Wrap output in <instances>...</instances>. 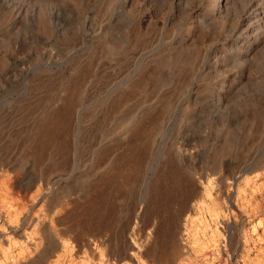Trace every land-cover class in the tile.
<instances>
[{
	"label": "rangeland",
	"instance_id": "obj_1",
	"mask_svg": "<svg viewBox=\"0 0 264 264\" xmlns=\"http://www.w3.org/2000/svg\"><path fill=\"white\" fill-rule=\"evenodd\" d=\"M226 2L0 0V264H264V0Z\"/></svg>",
	"mask_w": 264,
	"mask_h": 264
},
{
	"label": "bare ground",
	"instance_id": "obj_2",
	"mask_svg": "<svg viewBox=\"0 0 264 264\" xmlns=\"http://www.w3.org/2000/svg\"><path fill=\"white\" fill-rule=\"evenodd\" d=\"M221 2H226V5L228 4V1L229 0H215V2H217V4L219 5V3ZM215 6H216V3H215ZM228 6V5H227ZM255 8V7H254ZM252 5H247V7L240 13L238 14H235L233 19H232V27L230 29V32L232 34H239V36H246L247 38L250 37L251 35L257 33L260 29V25H261V22L256 19V17L258 16V12L259 10H257L256 8L254 9ZM217 11L216 7L214 8V11ZM238 10V9H237ZM262 14V13H261ZM230 15V13H228V16ZM256 19V20H255ZM218 25V24H217ZM262 29V28H261ZM62 104V103H61ZM60 107V106H59ZM63 109V108H62ZM46 123V122H45ZM44 130H46L45 126H42L41 127V130H39V134H43L44 133ZM46 132V131H45ZM37 133V132H36ZM47 134V133H46ZM45 139V138H44ZM46 145V144H45ZM255 167V166H253ZM246 169V168H245ZM245 169H242V170H245ZM252 170V169H251ZM240 172H242L240 170ZM247 172V171H246ZM246 172H244L246 174ZM242 174V173H241ZM244 175V174H243ZM221 179H224L223 176L220 177ZM210 180V179H209ZM203 182V181H202ZM212 182V181H211ZM200 183V182H199ZM121 184V183H120ZM196 184V183H195ZM194 184V185H195ZM213 184V183H212ZM211 184V185H212ZM198 185V184H196ZM209 185H210V182H209ZM194 187V186H193ZM52 189V188H51ZM195 192H197V194L199 193V190H200V187L198 188V186L194 187L193 188ZM212 189V188H211ZM210 189V190H211ZM201 191V190H200ZM203 191V190H202ZM209 191V189H208ZM207 192V191H206ZM210 192V191H209ZM203 193V192H202ZM208 195V193H206ZM208 200V199H207ZM153 203V202H152ZM150 204L148 205V208L146 209V213L145 215L148 216L150 215L151 213H153L155 215V210H156V206L153 205V204ZM198 203V202H197ZM195 203V205L192 207L193 211H196L195 210V207L197 206ZM198 208V207H196ZM190 213V211H189ZM158 215V214H157ZM190 217V216H189ZM191 219V218H190ZM51 244V243H50ZM55 245V244H54ZM157 247H153V249H151V251H157ZM182 250L180 248V245L177 243L174 244V246H172L170 249H164L162 251V253L160 254L159 253V259L161 260V262H163L164 264H172L175 259H176V256L178 253H180ZM36 261V260H35ZM33 261L32 264H35V263H38V262H35Z\"/></svg>",
	"mask_w": 264,
	"mask_h": 264
}]
</instances>
